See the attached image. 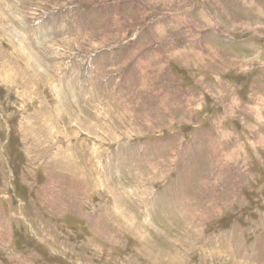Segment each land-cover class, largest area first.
I'll list each match as a JSON object with an SVG mask.
<instances>
[{"label":"rangeland","instance_id":"1","mask_svg":"<svg viewBox=\"0 0 264 264\" xmlns=\"http://www.w3.org/2000/svg\"><path fill=\"white\" fill-rule=\"evenodd\" d=\"M0 264H264V0H0Z\"/></svg>","mask_w":264,"mask_h":264},{"label":"bare ground","instance_id":"2","mask_svg":"<svg viewBox=\"0 0 264 264\" xmlns=\"http://www.w3.org/2000/svg\"><path fill=\"white\" fill-rule=\"evenodd\" d=\"M163 256V255H162Z\"/></svg>","mask_w":264,"mask_h":264}]
</instances>
